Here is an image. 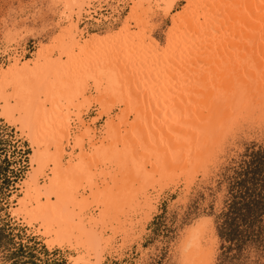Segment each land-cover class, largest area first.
Segmentation results:
<instances>
[{"label": "bare ground", "instance_id": "bare-ground-1", "mask_svg": "<svg viewBox=\"0 0 264 264\" xmlns=\"http://www.w3.org/2000/svg\"><path fill=\"white\" fill-rule=\"evenodd\" d=\"M144 2L98 43L77 23L97 18L93 2L69 0L71 28L52 47L0 65V118L31 149L9 211L48 247H67L71 264H100L162 190L179 177L188 186L230 127L264 123V0H186L164 54L148 39ZM11 32L3 53L18 42ZM209 222L186 231L184 264L211 263Z\"/></svg>", "mask_w": 264, "mask_h": 264}, {"label": "rangeland", "instance_id": "rangeland-1", "mask_svg": "<svg viewBox=\"0 0 264 264\" xmlns=\"http://www.w3.org/2000/svg\"><path fill=\"white\" fill-rule=\"evenodd\" d=\"M91 1L95 12L98 11L96 19L103 20L98 23L95 18L90 21L81 18L82 21L77 22L80 31L85 36L88 33L98 43L117 37L128 24L133 0ZM185 1L145 0L143 4L145 12L141 14L146 20L144 28H147L148 39L162 54L168 48L169 37L174 34L170 16L182 10L186 6ZM68 2L0 0V65H8L10 56L19 57V60L28 58L37 45L43 50L52 47L57 36L71 28L70 21L74 18H69ZM131 25L133 31L138 30L133 22ZM10 32L18 42L11 45L8 53H3V40ZM93 108L83 117L88 120L94 117L98 109L95 111ZM104 120H97L96 126L102 125ZM249 122L241 120L236 130L230 127L213 156L205 161L206 164L197 167L186 188L184 179L179 177L174 185L153 198L151 205L148 204L140 212L139 217L143 220L140 224L137 222L139 227L135 235L125 242L122 236H117L100 264H184L182 244L186 231L203 217L210 218L203 234L204 241L209 244L207 247H213L210 264H264V154L255 156L260 159L257 175H254L256 181L247 184L251 186L255 182L262 188L260 206L251 213H257L258 217L251 224L246 216V222L232 225L230 233L234 235L229 241L218 235V231L222 230V213L231 199L232 183L237 176L235 171L252 154L264 153V123ZM30 154L27 141L12 125L0 118V264H71L67 259L71 251L67 247H48L47 239H41L33 232L34 228L15 219L9 211L10 204L19 195L18 185L31 171ZM146 216H152L148 222ZM142 225L143 231L139 230Z\"/></svg>", "mask_w": 264, "mask_h": 264}, {"label": "trees", "instance_id": "trees-1", "mask_svg": "<svg viewBox=\"0 0 264 264\" xmlns=\"http://www.w3.org/2000/svg\"><path fill=\"white\" fill-rule=\"evenodd\" d=\"M254 154L251 155L248 161L241 164L239 170L235 171L237 176L235 182L232 183L231 199L227 203V209L222 213L223 218L220 223L222 230L218 231L219 237H224L226 241L231 240L234 235L230 233L232 225L246 222V216L249 218V224H251L258 217L257 213H251L253 212L252 210L260 206L258 203L260 197H262V188L260 185H255V182L251 186H247V184L254 180V175L256 176L258 172L260 159L255 158V156L264 153L257 152Z\"/></svg>", "mask_w": 264, "mask_h": 264}]
</instances>
